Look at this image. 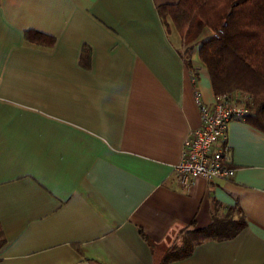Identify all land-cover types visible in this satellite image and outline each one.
I'll list each match as a JSON object with an SVG mask.
<instances>
[{"label": "crops", "instance_id": "0c3cea01", "mask_svg": "<svg viewBox=\"0 0 264 264\" xmlns=\"http://www.w3.org/2000/svg\"><path fill=\"white\" fill-rule=\"evenodd\" d=\"M177 1L0 0V264H158L215 206L246 225L162 264H264V131L228 123L230 179L174 173L215 97L158 15Z\"/></svg>", "mask_w": 264, "mask_h": 264}, {"label": "trees", "instance_id": "16d2710c", "mask_svg": "<svg viewBox=\"0 0 264 264\" xmlns=\"http://www.w3.org/2000/svg\"><path fill=\"white\" fill-rule=\"evenodd\" d=\"M166 32L172 28L179 35L180 52L191 66L192 51L206 67L214 95L231 91L250 97V111L244 117L264 131V0H178L157 6ZM210 35L197 46L204 30ZM25 41L52 47L55 37L34 30L24 32ZM90 49L84 45L80 64L88 67ZM246 225L238 207H228L223 214L215 206L211 222L195 228L182 243L170 248L158 264L188 256L194 244L204 240L234 237Z\"/></svg>", "mask_w": 264, "mask_h": 264}, {"label": "built area", "instance_id": "2783aa9c", "mask_svg": "<svg viewBox=\"0 0 264 264\" xmlns=\"http://www.w3.org/2000/svg\"><path fill=\"white\" fill-rule=\"evenodd\" d=\"M195 101L200 126L192 129L182 143V154L174 168L178 182L189 186L196 178L208 181L230 179L234 175L231 154L226 143L231 120L244 119L250 111V97L241 91L215 95L212 104H204L198 92Z\"/></svg>", "mask_w": 264, "mask_h": 264}, {"label": "rangeland", "instance_id": "374dc122", "mask_svg": "<svg viewBox=\"0 0 264 264\" xmlns=\"http://www.w3.org/2000/svg\"><path fill=\"white\" fill-rule=\"evenodd\" d=\"M172 31H174L173 33V37L177 38V35H176V30L174 28L171 29ZM211 32L209 30H204L201 35L198 37V39L196 40L195 42V46H197L205 37H207L208 35H210ZM196 50V49H195ZM195 50L192 51V54H196Z\"/></svg>", "mask_w": 264, "mask_h": 264}, {"label": "water", "instance_id": "95a60500", "mask_svg": "<svg viewBox=\"0 0 264 264\" xmlns=\"http://www.w3.org/2000/svg\"><path fill=\"white\" fill-rule=\"evenodd\" d=\"M80 264H89L88 262H82V263H80Z\"/></svg>", "mask_w": 264, "mask_h": 264}]
</instances>
